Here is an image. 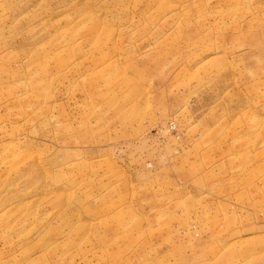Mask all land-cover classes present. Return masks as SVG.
I'll return each instance as SVG.
<instances>
[{
  "label": "rangeland",
  "instance_id": "1",
  "mask_svg": "<svg viewBox=\"0 0 264 264\" xmlns=\"http://www.w3.org/2000/svg\"><path fill=\"white\" fill-rule=\"evenodd\" d=\"M0 264H264V0H0Z\"/></svg>",
  "mask_w": 264,
  "mask_h": 264
}]
</instances>
